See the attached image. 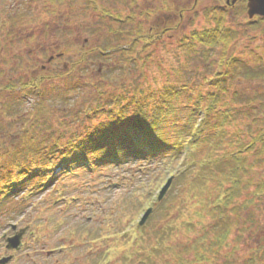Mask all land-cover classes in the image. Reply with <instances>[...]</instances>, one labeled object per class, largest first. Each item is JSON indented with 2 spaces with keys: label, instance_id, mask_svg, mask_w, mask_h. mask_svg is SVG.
<instances>
[{
  "label": "trees",
  "instance_id": "trees-1",
  "mask_svg": "<svg viewBox=\"0 0 264 264\" xmlns=\"http://www.w3.org/2000/svg\"><path fill=\"white\" fill-rule=\"evenodd\" d=\"M235 4H227L225 0L222 4L206 7L205 20L213 24L209 27L192 29L189 33L179 31V27L175 30L179 39L178 52L184 56V64L190 63L192 54H198L203 57L204 66L212 65L207 62L210 53L220 47L216 62L226 67L224 74L201 78L202 86L214 89L200 91L190 105L188 102L192 98L187 84L175 82L172 72H167L162 82L156 77L148 78L146 74H141L142 79L129 82L117 94L109 97L107 102L97 100L103 92L97 87L100 83H93L95 85L91 91L87 95L77 94L80 99L75 102L78 105L90 97L89 106H93L92 109H60L43 97L40 98L35 109L36 117L44 115L46 120L35 126L30 122L24 127L18 145L16 137L2 123L6 115L15 118L10 121L9 128L14 123H20V127L25 123L24 120L17 121L18 112L15 108L19 99L11 97L2 104L4 115L0 116L4 120H0V158L3 160L0 166V197L3 199H0V210L16 194L21 207L26 199L43 191L46 186L54 185L61 177L74 174L75 169L84 171L89 179L99 177L108 169L117 174L106 180V189L114 187L112 199L119 201L128 211L119 221L120 215L115 216L111 210L106 211L105 215L110 219L115 218L120 225L119 232H122L124 223L126 226L134 223L138 212L158 202L148 198L144 203H139L142 199L139 190L144 188V184L153 187L161 176H171L176 165L181 164L183 172L175 181L181 187L180 201L183 200V203L180 208L184 207L180 209L181 225L185 233L193 234V237L191 240L173 241L162 253L172 249L175 264H264V125L260 123L264 122V118L255 113L249 115L250 111L245 112L254 98L247 96L241 100L240 95L229 91L234 79L233 71L243 72V77L247 79H264V67L243 68L230 54L231 46L238 39V32L225 25L226 16L231 11L235 16L246 11L245 0H238ZM179 14L181 17V11ZM116 16L120 17V14ZM259 23V20L252 21L251 26ZM172 29L175 28L144 30L139 23L130 32L133 38L129 48L123 51L137 54L131 59L133 67L141 69L155 65L161 68L153 48L164 37L169 38ZM117 32L122 31L119 29ZM96 49L80 52L79 61L71 62L69 69L62 72L64 77L68 78L77 68L79 70L80 63ZM98 52L101 56L107 55L101 47ZM143 52L146 53L144 56ZM170 69L176 70L173 67ZM46 77L36 76L21 85H16L10 78L4 89L9 92L20 86L25 94L36 91L40 95L46 93L42 90ZM226 81L229 82L228 86H224ZM185 94L188 102L181 104L179 101ZM67 114L72 115L71 121H68ZM79 119L82 121L74 125ZM94 120L96 123L92 124ZM44 131H47L46 136ZM37 132L39 135H36ZM151 172L161 175L150 182L148 175ZM103 182V179L99 180V184ZM16 184L21 192L12 193ZM82 197L83 203H86L82 205L85 208L83 212L96 205L94 199ZM77 199L79 201V196ZM168 201L170 195L157 205L163 206L161 211L165 219L172 213ZM190 201H195L198 209L191 212V206H186ZM21 213L13 219L18 221ZM173 220L171 217L165 223L167 230L162 227L159 232L169 231ZM1 221L6 224L9 222ZM142 228H137L136 235L142 234L145 229ZM89 230L83 229L81 232L91 238L93 230ZM233 230L238 235L231 238ZM107 236L109 234L103 233L90 240ZM159 236L161 238L162 235ZM140 239L137 238L135 243ZM250 241L252 244L249 246ZM107 254V251H103L95 263L89 260L95 254L89 255L85 257L89 261L84 264H102ZM148 255L143 251L138 258L147 260V264H154L147 259ZM158 261L161 262L157 264H172L164 256L159 257Z\"/></svg>",
  "mask_w": 264,
  "mask_h": 264
},
{
  "label": "rangeland",
  "instance_id": "rangeland-1",
  "mask_svg": "<svg viewBox=\"0 0 264 264\" xmlns=\"http://www.w3.org/2000/svg\"><path fill=\"white\" fill-rule=\"evenodd\" d=\"M224 2L225 0H0V22L4 24V31H1L0 36V88L4 89L10 78L16 85H21L36 76H48L42 84V90L46 93L40 95H37L36 91L30 95L25 94L20 86L9 92L0 89V108L11 97L18 98L15 108L18 112L17 121L25 122L22 127L20 123H14L9 128L10 121L15 118L6 115L5 123L2 124H6L5 129L16 137L19 145L24 127L30 122L35 126L36 123L46 120L44 115L36 117L35 109L40 98L43 97L60 109L63 107H81L82 111L86 108L92 109L93 106H89L90 97L88 99L86 97L77 105L75 102L80 99L77 94L87 95L95 85L93 83H100L101 85L97 87L103 94L97 100L107 102L109 97L117 94L129 82L142 79L141 74H146L148 78L156 77L162 82L164 75L172 72V79H175V82L187 84L192 98L188 102L185 94L179 102L181 104L188 102L190 105L200 91L214 89L206 85L202 86L201 78L212 77L217 73L224 74L226 67L216 62L220 47L214 48L210 53L207 62L212 65L204 66L203 57L198 54H192L190 63L184 64L182 62L184 56L178 52L179 39L175 30L179 27V31L189 33L192 29L200 30L213 25L205 20L204 10L206 7ZM117 14H120V17H117ZM12 15L16 17L15 21L10 18ZM256 20L260 23L251 26V22ZM139 23L144 30L175 28L170 31L169 38L164 37L158 42V46L153 48L155 58H159L162 69L155 65L141 69L133 67L131 59L137 54L123 52L129 48L130 40L133 38L130 32L136 29ZM225 25L238 32V39L231 46L230 54L237 59L239 65L249 69L264 67V20L259 17L250 19L246 11L238 16L231 11L226 16ZM119 29L121 33L117 32ZM8 32H10L9 36ZM29 34L32 38H29ZM99 47L103 48L107 55L101 56L98 52ZM90 49L96 50L80 63V69L77 68L68 75V78L64 77L62 72L69 69L71 62L79 61L80 52H89ZM145 54L142 53L143 56ZM171 67L177 71L171 70ZM233 72L234 79L231 82L230 93H237L241 96V100L247 96L254 98L251 100L252 103L247 105L245 112L250 111L249 115L255 113L264 118V79H247L243 77V72ZM228 83L226 81L224 86H228ZM3 113L1 108L0 115H4ZM66 116L68 121L72 120L71 114ZM0 120L4 119L0 116ZM81 121L79 119L74 125ZM93 123L96 121L94 120ZM260 123L264 125V122ZM70 130L71 125L68 128L69 132ZM44 133L46 136L47 131ZM36 135H39V132ZM185 150L188 151L187 148ZM1 161L3 163L1 159L0 166L3 165ZM181 172L183 167L178 164L172 177L168 174L161 176L153 187L144 184V188L139 190L142 196L140 204L148 198H152L155 202L156 194L160 192L166 181L171 179L162 201L155 202L151 206L153 213L145 224L139 226L138 222L146 208L138 212L134 223L127 226L124 223L122 232H119L121 230L119 222L105 215L106 211L111 210L115 216L120 215L119 221L128 211L119 201L112 199L114 194L111 193H114L112 192L114 187L106 189V180L117 174L116 171L111 172L107 169L102 175H98L99 177L89 179V175L84 171L75 169L74 174L61 177L54 185H48L43 191L26 199L21 207L16 200V194L8 201L10 205L8 203L3 210H0V221H9L7 224L5 221L0 223V257L13 255L12 260L7 264H84L89 260L95 263L98 256L103 251H107L108 254L102 259V264H137L138 261L140 264H147V260L138 258L140 252L146 251L150 254L147 259L154 264L161 262L158 261L161 256L175 264L172 249L162 253L163 249L169 248L173 241H186L193 237V234H186L181 225L180 209L183 210L184 207L180 208V204L183 203V200L180 201L181 187L175 182ZM160 175L159 172H151L148 178L150 182H154ZM102 179L103 184H99V180ZM84 183L88 187L84 186ZM103 187L105 189L101 193ZM14 189L18 191L20 187L17 188L16 184ZM82 195L96 202V205L88 208L86 212L82 211L85 209L82 205L86 204L83 203ZM169 195L170 202H168L172 206V210L170 209L172 213L165 219L163 210L161 211L163 206L157 205ZM77 196L80 198L79 201ZM195 204V201H190L186 206L190 205L192 212L198 209ZM19 213L21 216L18 221L21 219L23 221L14 222ZM171 217L175 219L171 222V229L164 233L159 232L162 227L167 230L165 223ZM8 223H16L18 228L29 226L23 236V245L17 252L5 249V238L14 234ZM100 227H104V230L101 231ZM138 227L145 228H142L144 231L139 236L136 235ZM83 229L93 230L92 235L90 234L91 238L103 233L109 236L90 240L91 238L86 237V234H82ZM231 235L233 238L238 232L233 230ZM168 236L170 238H167ZM137 238L141 239L135 243ZM251 244L252 241L249 242V246ZM61 246H64V249H61ZM93 254H95L93 259L85 258Z\"/></svg>",
  "mask_w": 264,
  "mask_h": 264
},
{
  "label": "water",
  "instance_id": "water-1",
  "mask_svg": "<svg viewBox=\"0 0 264 264\" xmlns=\"http://www.w3.org/2000/svg\"><path fill=\"white\" fill-rule=\"evenodd\" d=\"M236 0H233L235 2ZM246 8H247V16L249 18H253L254 16H259L262 19H264V0H246ZM170 185V180L165 184V186L162 188L161 193H160V198L164 195L165 191ZM152 209L149 208L146 210V212L143 214L140 225L144 224L145 221L147 220L148 216L150 215ZM15 229V227H13ZM24 229H21L18 233H16L14 236L7 238V249H18L19 246L21 245V237L22 234L24 233ZM11 259L10 257H6L0 260V264H6L9 260Z\"/></svg>",
  "mask_w": 264,
  "mask_h": 264
},
{
  "label": "flooded vegetation",
  "instance_id": "flooded-vegetation-1",
  "mask_svg": "<svg viewBox=\"0 0 264 264\" xmlns=\"http://www.w3.org/2000/svg\"><path fill=\"white\" fill-rule=\"evenodd\" d=\"M11 19H13L14 21H15V19H16V17L14 16V15H12L11 17H10ZM32 17L30 18V23L32 22ZM4 31V24L2 23V22H0V36H1V34H2V32ZM10 35V32H8V36ZM29 38H32V35H30L29 34ZM1 72V71H0Z\"/></svg>",
  "mask_w": 264,
  "mask_h": 264
}]
</instances>
